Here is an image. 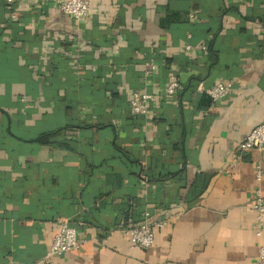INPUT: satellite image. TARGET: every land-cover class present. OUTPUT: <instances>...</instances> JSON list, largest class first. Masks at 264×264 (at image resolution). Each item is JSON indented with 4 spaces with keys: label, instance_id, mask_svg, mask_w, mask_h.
I'll return each instance as SVG.
<instances>
[{
    "label": "crops",
    "instance_id": "0c3cea01",
    "mask_svg": "<svg viewBox=\"0 0 264 264\" xmlns=\"http://www.w3.org/2000/svg\"><path fill=\"white\" fill-rule=\"evenodd\" d=\"M90 4L0 0V264H48L59 220L83 245L54 264H259L264 158L238 148L264 120V0ZM147 213L169 223L133 248Z\"/></svg>",
    "mask_w": 264,
    "mask_h": 264
},
{
    "label": "built area",
    "instance_id": "2783aa9c",
    "mask_svg": "<svg viewBox=\"0 0 264 264\" xmlns=\"http://www.w3.org/2000/svg\"><path fill=\"white\" fill-rule=\"evenodd\" d=\"M15 0H8L11 8ZM54 6L62 14L82 21L90 18L92 8L90 0H42ZM36 3V2H35ZM37 4V3H36ZM156 69L154 64L148 66L146 76H150L151 72ZM179 85L173 81L167 87V95L173 96L176 94ZM234 90V82H218L206 89V95L212 103H218L229 97ZM152 94L146 93L140 96L135 93L131 100L134 113L139 115L145 111L146 105L152 100ZM24 100V99H23ZM239 152L244 154L251 151L259 152L264 158V120L257 125L244 139L238 148ZM263 170L261 165L256 166V181H262ZM255 218L253 227L258 238L264 233V194L260 188L254 190V201L251 205ZM169 223L166 218L157 221H151V215L147 213L145 220L139 226L128 228L125 233L129 236L133 248L147 250L155 245V231L165 228ZM83 241L79 237V229L67 220H59L58 231L51 244L50 251L46 256L48 264H54L53 258L62 257L68 252L78 251L82 248ZM259 264H264V247L259 248Z\"/></svg>",
    "mask_w": 264,
    "mask_h": 264
},
{
    "label": "trees",
    "instance_id": "16d2710c",
    "mask_svg": "<svg viewBox=\"0 0 264 264\" xmlns=\"http://www.w3.org/2000/svg\"><path fill=\"white\" fill-rule=\"evenodd\" d=\"M208 103V102H207ZM210 103V102H209Z\"/></svg>",
    "mask_w": 264,
    "mask_h": 264
}]
</instances>
